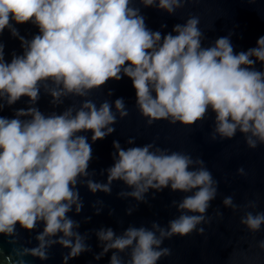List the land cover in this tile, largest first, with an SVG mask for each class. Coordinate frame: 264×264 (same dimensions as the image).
<instances>
[{
	"label": "clouds",
	"instance_id": "9594fccd",
	"mask_svg": "<svg viewBox=\"0 0 264 264\" xmlns=\"http://www.w3.org/2000/svg\"><path fill=\"white\" fill-rule=\"evenodd\" d=\"M189 2L138 0L143 8L170 15ZM136 5L137 0H0V35L8 29L23 48L9 62L0 43V113L25 96L29 105L13 109L11 117L0 115V234L15 244L17 225L26 230L43 225L35 236L38 246L13 248L7 255L0 248V257L8 264H29L23 259L29 254L47 260L56 244L68 250L61 254V264H68L92 250L86 242L89 232L102 249L94 255L97 261L111 253L108 264H158L172 254L169 247H162L166 239L194 232L203 235L205 228L198 225L211 224L208 209L217 197L219 181L201 157L155 142L135 146V137L127 139L130 146L125 148L114 139L113 164L101 170L107 173V182L90 178L95 175V169L90 171L92 144L115 132L118 117L129 115L124 97L105 99L99 105L89 98L110 80L125 76L131 80L135 107L149 126L160 120L192 126L211 112L213 141L233 139L239 132L249 149L264 145V70L255 67L257 62L264 65V35L257 38L255 47L238 52L232 33L205 47L198 16L190 15L185 24H175L171 32L162 34L148 26ZM20 24L37 29L30 40L20 35L16 27ZM41 88L53 106L69 97L84 99L78 109L73 104L61 113L45 115L38 107ZM113 94L108 89L107 95ZM82 133H91V142ZM237 173L247 175L243 166ZM117 180L133 189L117 195L137 201L125 209L126 215L141 202L147 203L145 194L150 189L162 192L170 187L191 194L172 201L180 214L165 226L152 221L150 228L129 224L120 235L111 226L82 234L81 222L68 216L73 206L76 214L84 208L77 185L93 194L110 195ZM222 203L234 212L257 207L255 200L238 205L231 195ZM92 207L93 215L101 214L102 208ZM113 212L110 208L108 215ZM216 216L223 219V212L217 210ZM91 219L84 217L85 222ZM240 223L252 233L259 232L264 211H246ZM256 246L264 250V239ZM125 253L127 259L121 255ZM13 254L20 258L14 260Z\"/></svg>",
	"mask_w": 264,
	"mask_h": 264
},
{
	"label": "water",
	"instance_id": "95a60500",
	"mask_svg": "<svg viewBox=\"0 0 264 264\" xmlns=\"http://www.w3.org/2000/svg\"><path fill=\"white\" fill-rule=\"evenodd\" d=\"M142 8L146 16V23L153 30H159L162 34L171 32L175 24H185L190 15L200 18V29L205 33L203 46H209L219 36L231 35V41L235 51L247 50L256 46V40L260 35H264V0H192L186 3L183 8L177 9L175 14H168L163 10L155 8ZM162 24L167 27L161 28ZM20 35L30 40L37 32L31 24L16 25ZM176 33L173 32V35ZM0 43L5 45V59L10 62L12 55L23 53L21 41L13 37L8 29L0 35ZM252 59H255L254 57ZM255 67L264 70V65L257 62ZM108 89H113L114 94L109 97ZM124 97L129 115L120 119L114 125L115 132L106 139L97 140L92 144L93 161L90 171L95 169V175L90 178L107 182V173L101 174L102 169H106L113 164L110 153L114 151L112 141L119 140L122 147H129L126 143L129 137H135V146H142L145 143L155 142L162 148L173 151H183L195 157L205 160L206 166L212 172L213 177L219 181L218 194L211 202L212 207L208 209V215L212 216L211 224L198 225L205 228V233L199 235L193 233L190 236H174L166 239L162 247H169L171 255L162 258L158 264H264V250L256 245L259 240L264 239V225L259 232L252 233L246 226L240 223V217L246 211H264V145L256 149H249L244 141L243 135L237 133L235 138L221 141L219 138L213 141L209 133L212 131L214 113L209 112L208 117L202 122L185 126L182 124H170L168 121H156L153 125L146 124V120L135 107V90L131 80L124 77L120 81L110 80L101 89H97L90 94L97 105L107 100H115ZM51 97L41 88V99L38 102L39 109L48 115L52 111L63 112L69 106L80 107V101L84 98L69 97L64 99V103L53 106L49 103ZM28 97H22L11 108H5L0 115L13 116V109L27 108ZM113 111L115 108L113 107ZM23 119V117H22ZM89 137L91 133H82ZM243 166L247 175L241 176L237 173V168ZM80 195L84 200V208L81 213L74 211L68 216L81 222L78 229L82 234L88 229H99L100 227L111 226L117 235L122 234L129 224L139 227L144 225L151 227L152 221L159 222L162 226L167 225L170 219L180 214L172 201H180L183 196L191 193L173 191L170 187L162 192L150 189L145 194L147 203L141 202L138 209L131 215L125 214V209L137 204L133 197H121L117 194L121 191L130 192L133 189L123 181H113L111 194L97 191L93 194L86 186L78 184ZM155 193V198H153ZM233 196L234 203L244 205L248 200L257 202L256 208H239L235 212L225 207L222 200L225 196ZM101 201L102 203H98ZM95 207L102 208L100 215H93ZM114 209L111 216L109 209ZM223 212V219L216 216V211ZM91 216V222H85L84 217ZM43 225L38 224L34 230H26L17 225L16 243H9V237L0 234V248L5 255L12 254L13 248H33L38 246L39 241L35 236L42 231ZM90 239L86 241L92 245L90 252H85L80 257L72 259L68 264H108L111 253L97 261L94 255L102 249L99 247L98 238L94 233L89 232ZM62 235V233H61ZM68 250L56 244L49 249L50 258L41 260L32 255H26L24 260L29 264H61V254ZM237 255L233 256V253ZM243 253V255H239ZM127 259V254H121ZM13 254V259H19ZM0 264H8L0 257Z\"/></svg>",
	"mask_w": 264,
	"mask_h": 264
}]
</instances>
